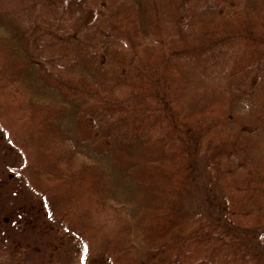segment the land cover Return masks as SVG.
<instances>
[{
    "label": "trees",
    "instance_id": "trees-1",
    "mask_svg": "<svg viewBox=\"0 0 264 264\" xmlns=\"http://www.w3.org/2000/svg\"><path fill=\"white\" fill-rule=\"evenodd\" d=\"M0 131L93 258L264 264V0H0Z\"/></svg>",
    "mask_w": 264,
    "mask_h": 264
},
{
    "label": "rangeland",
    "instance_id": "rangeland-1",
    "mask_svg": "<svg viewBox=\"0 0 264 264\" xmlns=\"http://www.w3.org/2000/svg\"><path fill=\"white\" fill-rule=\"evenodd\" d=\"M21 163L16 148L0 131V244L8 245L13 264H106L103 257L85 253L79 238L47 219L40 194L13 169ZM199 167L192 187L179 198V212L219 219L222 199L205 186L204 163Z\"/></svg>",
    "mask_w": 264,
    "mask_h": 264
},
{
    "label": "snow or ice",
    "instance_id": "snow-or-ice-1",
    "mask_svg": "<svg viewBox=\"0 0 264 264\" xmlns=\"http://www.w3.org/2000/svg\"><path fill=\"white\" fill-rule=\"evenodd\" d=\"M82 259H83V257H82Z\"/></svg>",
    "mask_w": 264,
    "mask_h": 264
}]
</instances>
